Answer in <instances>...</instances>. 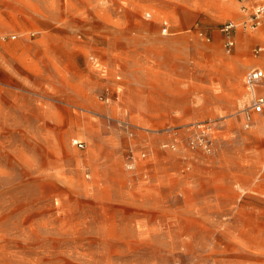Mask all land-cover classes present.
Listing matches in <instances>:
<instances>
[{
  "label": "rangeland",
  "instance_id": "obj_1",
  "mask_svg": "<svg viewBox=\"0 0 264 264\" xmlns=\"http://www.w3.org/2000/svg\"><path fill=\"white\" fill-rule=\"evenodd\" d=\"M234 1L0 0V264H264Z\"/></svg>",
  "mask_w": 264,
  "mask_h": 264
},
{
  "label": "built area",
  "instance_id": "obj_2",
  "mask_svg": "<svg viewBox=\"0 0 264 264\" xmlns=\"http://www.w3.org/2000/svg\"><path fill=\"white\" fill-rule=\"evenodd\" d=\"M241 4V12L248 18L242 23L237 24L229 21L221 27V33L225 35V48L230 52L236 45V32L238 27L248 30H258L264 27V0H239ZM164 33L168 31L167 24L164 25ZM197 35L203 40L209 41L210 38L201 30H197ZM262 48L258 49V53L262 52ZM245 87L249 92L250 106L245 112V117L251 120L252 114H264V68H253L247 72L244 79ZM82 147L81 143H78ZM210 147L205 143V148Z\"/></svg>",
  "mask_w": 264,
  "mask_h": 264
},
{
  "label": "bare ground",
  "instance_id": "obj_3",
  "mask_svg": "<svg viewBox=\"0 0 264 264\" xmlns=\"http://www.w3.org/2000/svg\"><path fill=\"white\" fill-rule=\"evenodd\" d=\"M196 1L203 2V3L207 4V5L211 4L215 9L225 8L226 10H234V8H235V1L234 0H225V1H223L224 4H216L212 0H196ZM260 38L264 41V36H261Z\"/></svg>",
  "mask_w": 264,
  "mask_h": 264
}]
</instances>
